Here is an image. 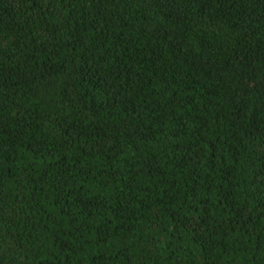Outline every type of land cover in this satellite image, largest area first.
<instances>
[{
    "label": "trees",
    "instance_id": "obj_1",
    "mask_svg": "<svg viewBox=\"0 0 264 264\" xmlns=\"http://www.w3.org/2000/svg\"><path fill=\"white\" fill-rule=\"evenodd\" d=\"M0 264H264V0H0Z\"/></svg>",
    "mask_w": 264,
    "mask_h": 264
}]
</instances>
